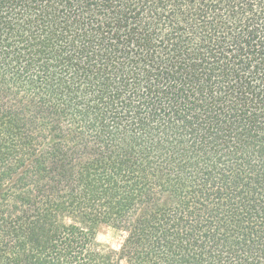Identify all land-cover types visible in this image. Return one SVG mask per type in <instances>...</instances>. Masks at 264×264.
I'll list each match as a JSON object with an SVG mask.
<instances>
[{
	"label": "trees",
	"instance_id": "16d2710c",
	"mask_svg": "<svg viewBox=\"0 0 264 264\" xmlns=\"http://www.w3.org/2000/svg\"><path fill=\"white\" fill-rule=\"evenodd\" d=\"M122 261L264 264V0H0V264Z\"/></svg>",
	"mask_w": 264,
	"mask_h": 264
},
{
	"label": "rangeland",
	"instance_id": "374dc122",
	"mask_svg": "<svg viewBox=\"0 0 264 264\" xmlns=\"http://www.w3.org/2000/svg\"><path fill=\"white\" fill-rule=\"evenodd\" d=\"M98 241L105 247L119 250L124 240V233L108 225H103L97 234ZM122 264H126L122 261Z\"/></svg>",
	"mask_w": 264,
	"mask_h": 264
}]
</instances>
